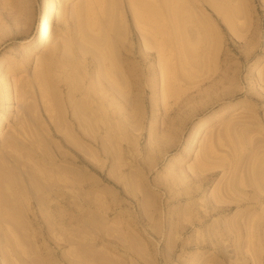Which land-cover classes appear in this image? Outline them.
<instances>
[{
    "label": "rangeland",
    "instance_id": "1",
    "mask_svg": "<svg viewBox=\"0 0 264 264\" xmlns=\"http://www.w3.org/2000/svg\"><path fill=\"white\" fill-rule=\"evenodd\" d=\"M159 1L0 0V264H264V0L175 2L164 65Z\"/></svg>",
    "mask_w": 264,
    "mask_h": 264
},
{
    "label": "bare ground",
    "instance_id": "2",
    "mask_svg": "<svg viewBox=\"0 0 264 264\" xmlns=\"http://www.w3.org/2000/svg\"><path fill=\"white\" fill-rule=\"evenodd\" d=\"M157 1H158L157 3L160 2L159 0H157ZM162 1L165 2V3H168V4H169L168 6L162 4V6H165V7L167 6L166 8L163 7V10L165 9L164 12H165L166 10H167L168 12H170V13H169V14H170V15H169L170 17H168V19H166V16H167V15H163V16H162V14L160 13V12H161V10H160V9H161L160 6L158 5L159 8L157 9L155 3H153L155 6H154V5L152 6V5H151L152 3H151V4H150V3H147V4H150V5H151V8H152V9H150V8H149L150 6L147 5V6H149V7H148L149 10H151V11H152V10H155V11H156L155 14H154V12H153L152 15H151V13H149L150 15L146 13V12H147V9H146L147 7L145 6V4L142 5L141 7L143 8V7L145 6L144 8H145L146 10H144V8H143V11H142V8H140L141 12H140V10H138L139 8H138L137 10H136V9L133 10V11H135V12H133V17H134V15H135L134 18L136 19V21L139 20L138 23H140V26H141V24H143V25L145 26V27H144V26L142 25L143 28H142V26H141V28H142L143 30H144V28L146 29V30H144V32H145V33H148V34H149L148 36H152L153 38H155L154 40H156V41L158 42V43L155 42L156 44H155L154 42H152L151 48L154 49V46L157 45V46H155V50L157 51L156 53H158V54H156V58H158V59H157V60H158L157 63H160L161 61L163 62V63L160 64V65H164V62H165V61L162 60V59H165V58H164V55H165V52H167L166 50H168L169 46H170V47H173L174 45H175V46L179 45V47L181 46V45H180V43H181L180 40H179V42H180V43H179L178 40H177L176 38H177V37H178V38L181 37V36H182V35H181L182 33L180 34L177 30H178V27H179V28H180V27L183 28V22H182V21H184L183 19H185V15H186L184 9L181 10V7H180V4H181V6H183V5L185 4V3H183V2H185L184 0H179V1H178V0H162ZM181 1H182V2H181ZM186 1H187V0H186ZM175 2H176V3H177V2L180 3L178 7H179V9H180L181 11H183V13H184L185 15L180 11V12H181V16H180L179 9H177L178 7L176 8V5H177V4L174 5ZM190 2H193V0H192V1L190 0ZM157 3H156V4H157ZM165 3H164V4H165ZM159 4H160V3H159ZM154 8H155V9H154ZM183 8H184V6H183ZM169 9H170V11H169ZM157 10H159V12H158ZM55 11H56V7H55V5H54L53 3H52V4H49V5H47V4L45 5L44 11H43V15H42L44 18H43V21H42V23H41V27H40L39 32H38V38H39V41H42V40L44 39V37H45L46 35L49 34V32H50V30H51V25H52V23L54 22ZM136 11H137L138 15H137ZM138 11H139V12H138ZM144 11H146V12H145V13H142V12H144ZM167 11H166L165 13H167ZM164 12L162 11L163 14H165ZM134 13H136V14H134ZM183 15H184V16H183ZM164 16H165V17H164ZM182 16H183V18H182ZM169 18H170V20L172 19V20H171L172 22H176V24L171 22L172 24H175V25H171V26H169L170 23H167L168 20H169ZM94 19H95V18H93V21H94V23H95L96 19H95V20H94ZM91 21H92V20H91ZM93 21H92V22H93ZM92 22H91V23H92ZM98 22H100V21H98ZM165 22H166V24H165ZM169 22H170V21H169ZM177 22H178V23L181 22L182 25L178 24V25H179V26H178V25H177ZM94 23H92V24L95 25V26H96L97 24H99V26H100V25H104V24H105V21H104V23H101V22H100V23H97V24H94ZM108 24L110 25V24H112V22H110V23H106V25H108ZM168 24H169V25H168ZM90 25H91V24H90ZM109 25H108V26H109ZM176 25H177V29L174 27V26H176ZM91 26H92V25H91ZM99 26L97 25L98 30L103 29V28H104V29H105V28L107 29V27H106L105 25H104L105 27H103V26L101 27V26H100V29H99ZM111 26H112V25H111ZM111 26H109L108 28H110ZM168 27H170L171 30H173V29H174V30L176 29V30L171 32V31L169 30ZM111 28H112V27H111ZM111 28H110V29H111ZM172 28H173V29H172ZM106 29H105V32H104V36H105V34H107L108 30H110V29H108L107 32H106ZM179 30H180V29H179ZM100 31H101V30H100ZM100 31H99V32H100ZM146 31H147V32H146ZM181 31H182V30H181ZM181 31H180V32H181ZM101 33H103V31H101ZM170 33H171V38H172V36H173V39L175 40L174 42L171 41V40H173V39H169V38H170V35H168V34H170ZM139 34L142 35V36H144V33H143V34H142V33H139ZM178 34L181 35V36H179ZM140 35H139V36H140ZM145 35H146V34H145ZM167 35H168L169 38L167 37ZM104 36H103V34H102V36H100V37L103 38ZM137 36H138V35H137ZM148 36H147V40L149 39V42H151L150 39L152 40V38H151V37H148ZM176 36H177V37H176ZM104 38H106V37H104ZM167 38H168V39H167ZM179 39H181V38H179ZM167 40L171 41V44H172V42H173V44H172L173 46H171V44L168 43ZM176 40H177V41H176ZM28 41H29V40H28ZM152 41H153V40H152ZM25 42H26V41H25ZM177 42H178L179 44H178ZM23 43H24V42H23ZM175 43H176V44H175ZM149 44H150V43H149ZM154 44H155V45H154ZM168 44H169V45H168ZM152 46H153V47H152ZM175 46H174L173 49L177 52L178 50H176V49H179V48H178V46H177V47H175ZM147 47H149V46H147ZM181 48H182V47H181ZM169 50H171V49L169 48ZM169 50H168V51H169ZM179 50H180V49H179ZM181 50H182V49H181ZM180 52H181V51H180ZM180 52L178 51V55H181L182 52H181V53H180ZM163 53H164V54H163ZM115 54H116V53H115ZM117 54H118V53H117ZM184 54H185V53H182V55H181L183 58H185V55H184ZM111 55H112V54H111ZM157 55H158L159 57H158ZM109 56H110V55H109ZM109 56H108V57H109ZM116 56H117V55H115L114 57H116ZM119 56H120V55L118 54V56L116 57L118 63L120 62V61L118 60V57H119ZM122 57H123V56L121 55V58H122ZM182 57L179 58V59H183ZM109 58H110L111 60H113L111 56H110ZM95 59H98V58H94V60H95ZM110 59H109V60H110ZM122 59L124 60V57H123ZM123 60H121V61H122L123 64H124V61H125L126 59H125L124 61H123ZM183 60H185V59H183ZM183 60H181V62H183ZM88 61L92 62V60H88ZM88 61H87V63H89ZM127 61H128V60H127ZM184 62H185V61H184ZM111 63H112V64H113V63L115 64V61H112ZM97 64H98V63H97ZM120 64H121V63H120ZM86 65H88V64H86ZM109 65L111 66V70H110L111 72L108 70V73H106V72H107V70H106V71L104 72V74L106 73V74H105L106 76H103V75H104L103 72H99V74L97 75L99 78H100V76H101L100 81H101L102 77H103V78H104V77H107V78L104 79V80H106L105 83H107V79H108L109 81L111 80V77H112V76L109 75V74L112 73L114 70H116V69H113V67H114V68L117 67V65H116V66L111 65L110 62H109ZM160 65H159V67H160ZM88 66H89V65H88ZM121 66H122V65H121ZM0 67H1V66H0ZM122 67H123V66H122ZM130 67H131V69L134 68L133 65H131ZM130 67H129V71L132 72V70H134V69L131 70ZM75 68H76V66H75ZM85 68H86V67H85ZM85 68H84V69H85ZM125 68H128L127 65L125 66ZM161 68H162V67H161ZM161 68H160V69H161ZM112 69H113V71H112ZM102 71H103V70H102ZM129 71H128V72H129ZM131 72H129V73H131ZM72 73H73V72H72ZM100 73H101V74H100ZM117 73H118V72H117ZM121 73H122V72H121ZM129 73H128V74H129ZM73 74H74V75H73ZM73 74H72L73 76L70 75V77H72V78L75 79L79 73H78V74L73 73ZM75 74H76V77H74ZM112 74H114L115 77H118V76H119L118 78H120L121 76H124L123 73H122L121 76L119 75V73H118V75L116 76V71L113 72ZM131 74H132V73H131ZM99 75H100V76H99ZM107 75H109L110 77L107 76ZM125 75H126V74H125ZM129 75H130V74H129ZM132 75H133V74H132ZM70 77H69V78H70ZM79 77H81V76L78 75L77 79H79L80 81H79V80H78V81L81 82V79H80ZM98 77H97V79H96V81H95L96 84H98V83H97V80H98V82H99V78H98ZM124 77H125V76H124ZM124 77H123V78L121 77V78L124 79ZM127 77L130 78V76H128V75H127ZM109 78H110V79H109ZM118 78H116V79H118ZM132 78H134V77L132 76L130 79H132ZM77 79H75V82H74V83H73V80L71 79L72 82H70V84L72 85V87H74L73 85L76 83ZM112 79H113V77H112ZM122 79H121V80L119 79V81H123V82H125V80H127V81L130 80V79H126V77H125L124 80H122ZM71 80H70V81H71ZM114 80H115V79H114ZM115 81H116V80H115ZM79 82H77V84H78ZM102 82H103V79H102ZM102 82H99V83H102ZM110 82H111V81H110ZM110 82H109V84H112V83H113V81H112V83H110ZM130 82H131V81H130ZM103 83H104V82H103ZM105 83H104V84H105ZM96 84H95V87H94L95 90H94V89L92 90V95H91L92 97H93V95H94V93H95V92L93 93V91H96V89H97V88H96V87H97ZM114 84H115V83H114ZM114 84L109 85V86H111L110 88H114V87H115V86L113 87ZM126 84H127V82H126ZM128 84H129V83H128ZM79 85H80V84H78V86L75 85V90H76V89H80V88H76V87H79ZM101 86H102V84H101ZM104 86H105V87H104ZM104 86H103V87H104V90H106L105 92H107V89H109L108 84H106V85H104ZM68 87H69V86H68ZM72 87H70V88H68V89L70 90ZM98 87L100 88V85H99ZM103 87H101L100 90L103 89ZM106 87H108V88H106ZM114 89L116 90V87H115ZM114 89H111V90L113 91ZM100 90L98 89L97 91L99 92ZM104 90H103V92H102V90H101V92H102V93H105ZM115 90H114V91H115ZM72 91H73V89L70 90V92H69V93H70V96L75 95V93H76V92H72ZM108 91H110V89H109ZM112 91H110V92L112 93V95L115 94V92L113 93ZM71 92L73 93L72 95H71ZM110 92L108 93L109 95L111 94ZM102 93H100V94H102ZM116 93H117V94H115V95H118L120 92H118V91L116 90ZM76 94H77V93H76ZM95 94L98 95L97 92H96ZM105 94H107V93H105ZM108 94H107V95H108ZM109 95H108V96H109ZM115 95H113V96H111V97H115V98H116L117 96H115ZM103 96H104V94H103ZM120 96L122 97L123 95H119V97H120ZM126 96H127V95H126ZM126 96H125V97H126ZM74 97H75V96H74ZM92 97H91V99H90V97H88V98H89L90 100H92V101H93V100L95 101L96 98H95V99H94V98L92 99ZM104 97H105V96H104ZM106 97H107V96H106ZM109 97H110V96H109ZM111 97H110V98H111ZM119 97H117V99H118L119 102H120ZM71 98H72V97H70V99H71ZM85 98H86V96H84V99H85ZM97 98H99V97L97 96ZM100 98H103V97L100 96ZM107 98H108V97H107ZM110 98H108L109 101H110ZM122 98H124V97H122ZM126 98L128 99V97H126ZM126 98H125V102H127V101L129 100V99L127 100ZM72 99H73V98H72ZM72 99H71V100H72ZM74 99H75V98H74ZM80 99H81V100H80ZM80 99L78 100V97H77L78 102H79V101H80V103L82 102V105H84V104L86 105V103L89 102V101L87 102V101L85 100V101H86V103H85V101L83 102V100H84L83 98H80ZM82 99H83V100H82ZM86 99H87V98H86ZM89 99H88V100H89ZM77 100H76L75 102H77ZM96 100H97V102L99 103V101H100L101 99H99V101H98V99H96ZM104 100H105V101H108V100H106V99H104ZM104 100L102 99V101H104ZM92 101H91V102H92ZM94 101H93L91 104H93ZM114 101H115V99H114ZM97 102H96V103H97ZM111 102H113V98H112V101H111ZM117 102H118V101H117ZM117 102H116V103H117ZM128 102H129V101H128ZM128 102L126 103V105L129 104ZM96 103L93 105L94 108L101 109L102 107H101L100 105H101L103 102L100 101V103L98 104L99 106H95V105H97ZM76 104H77V103H76ZM89 104H90V102H89ZM91 104H90V106H91ZM111 104H113V103H111ZM77 105H79V106L81 107V108H78V110H79V109H82L83 106H81L79 103H78ZM85 105H84V106H85ZM107 105H109V104H107ZM114 105H115V104H114ZM117 105H118V104H117ZM117 105H116V106H117ZM119 105L121 106V104H119ZM86 106H87V105H86ZM86 106L83 107V109L86 108ZM112 106H113V105H112ZM120 106H119V107H120ZM91 107H92V106H91ZM105 107H106V106H105ZM105 107H104V108H105ZM119 107L117 106V108H119ZM121 107L123 108V106H121ZM104 108H102V110H103ZM107 108H109V106H108ZM107 108H105V109H107ZM117 108H116V109L113 108V109H114V110H118V111H120L122 114H123V112H127V110H128V109H126V110H123V109L119 110L120 108H119V109H117ZM88 109H90V112H91V113H93V112L95 111V110H93L92 108H88ZM88 109H86V110H88ZM91 109H92L93 111H91ZM105 109H104V110H105ZM78 110H75V111H77L78 114L81 115L80 113H82V112L79 113L80 110H79V111H78ZM84 110H85V109H84ZM86 110H85V111H86ZM107 110H108V109H107ZM114 110H113V111H114ZM122 110H123V112H122ZM73 111H74V110H73ZM81 111H83V110H81ZM85 111H83V112H84V115L86 114ZM96 111H98V110L96 109ZM96 111H95V112H96ZM99 111H100V110H99ZM111 111H112V110H110V112H111ZM118 111H117V112H118ZM90 112H89V113H90ZM95 112H94L93 114H95ZM104 112H107V111L105 110ZM110 112H109V113H110ZM114 112L116 113V111H114ZM120 112H118V116H117L116 119H118ZM91 113H90V115H89V114H88V111H87L88 118L91 117ZM71 114H73V112H72ZM71 114H70V115H71ZM93 114H92V115H93ZM100 114H102L101 111H100ZM106 114H107L106 117H107V119H108V118L110 117V115H109V117H108V113H106ZM106 114H105V115H106ZM127 114H128V113H127ZM75 115H77V113H76ZM75 115L73 114V116H71V118L73 117L74 121L77 119V118L75 119ZM82 115H83V114H82ZM84 115H83V117H84ZM95 115H96L97 118L94 117V115H93V116H92L91 118H89V119H90V121H93V119L95 118V121H93V122H94L93 125H95L94 127H95V129H96V128H97V127H96V123H98V122L101 123L100 120H101L102 118H104V119H102V121H104L106 118H105V115H102L103 117L100 115V116H101L100 118H98L97 113H96ZM77 116H78V115H77ZM111 116L115 119L114 116H116V114H114V113L112 114V113H111ZM121 116H124V115H121ZM125 116H126V114H125ZM80 117L82 118V116H80ZM80 117L78 116L79 120H81ZM93 117H94V118H93ZM112 117H111V118H112ZM127 117H128V115H127ZM88 118H87V119H88ZM73 119H72V120H73ZM96 119H97V122H96ZM99 119H100V120H99ZM116 119H115V122H117ZM125 119H127V118L125 117ZM77 120H78V119H77ZM83 120H84V119H83ZM111 120H112V119H111ZM111 120H110V122H111ZM118 120H120V119H118ZM106 121H107V120L104 121V122H105V125L107 124V126H106L105 128H103L104 125H97V126H98V128H99V126H103V127H100V128H102L103 130H105L106 132H108V133H106V134H109V132H110V131H109L110 129H109V127H108V126H109V125H108L109 122H106ZM108 121H109V120H108ZM112 121H114V120H112ZM77 122H78V121H77ZM95 122H96V123H95ZM74 123H76V121H75ZM99 123H98V124H99ZM118 123H119V121H118ZM78 124H79V125H80V124L83 125V123H81V122H78ZM78 124L76 123L77 127H80V128H81L82 126H81V125L79 126ZM102 124H104V123L102 122ZM114 124H115V123H114ZM84 125H86V127H88L89 124L87 125V124L84 123ZM93 125H90V126L93 127ZM82 128H83V127H82ZM98 128H97L96 130H98ZM110 128H111V127H110ZM112 128H115V129H116V128H119V127H112ZM77 129H79V128H77ZM103 130H100V131H103ZM111 130L115 131L114 129H111ZM116 130H117V129H116ZM103 132H104V131H103ZM110 133H111V132H110ZM113 133H114V132H113ZM111 134H112V133H111Z\"/></svg>",
    "mask_w": 264,
    "mask_h": 264
}]
</instances>
